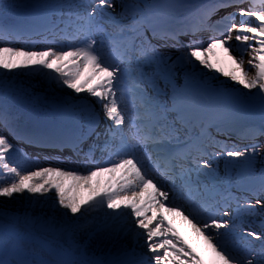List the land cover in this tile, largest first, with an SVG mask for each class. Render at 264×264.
<instances>
[{
  "label": "snow or ice",
  "instance_id": "6c2138e0",
  "mask_svg": "<svg viewBox=\"0 0 264 264\" xmlns=\"http://www.w3.org/2000/svg\"><path fill=\"white\" fill-rule=\"evenodd\" d=\"M0 45V197L24 208L0 207V264H205L176 217L212 264H264V0H0ZM44 85L73 95L23 124L8 94Z\"/></svg>",
  "mask_w": 264,
  "mask_h": 264
},
{
  "label": "bare ground",
  "instance_id": "6f19581e",
  "mask_svg": "<svg viewBox=\"0 0 264 264\" xmlns=\"http://www.w3.org/2000/svg\"><path fill=\"white\" fill-rule=\"evenodd\" d=\"M4 2L12 4L20 2V0H4ZM5 19L8 24H14L18 23L22 17L17 14V11L14 9H9L8 12L5 14ZM59 43H64L63 41H59ZM233 55H236V53H233ZM245 59V66H247V60L249 59L248 56L244 57ZM211 61L213 64H215L217 67L223 68L225 71H235L237 74H239V69L237 66L233 63L232 59L229 57V54L226 53L223 48L218 47L215 51L214 55H211ZM210 75V74H209ZM17 84H20L21 81H23V88L27 89L29 83H34L35 81L32 78H29L27 76H20L16 78ZM227 81V78L221 77L220 82L224 83ZM239 87V86H237ZM63 96L65 98H70L73 93H71L70 90L64 89L61 91L60 89H50L47 88L46 85L42 86L41 88L37 89H30L27 91H19L16 93L10 92L7 97V103H9L11 106L14 107L15 111L19 114L21 122L26 125H36L44 121L45 119L51 118L55 113L51 110L49 106V99L53 96ZM85 94H81V96H84ZM47 98V99H46ZM4 102V98L0 97V103ZM215 134V132H213ZM222 136V135H221ZM219 136V139H224L225 137L222 136L221 138ZM232 140H237V137L235 135L232 136ZM261 141L264 142V138H261ZM109 179H112V176L110 174H104L103 176L97 177L93 180V189H100L102 190L107 186V181ZM97 181L99 183L97 184ZM71 181L66 182V187L71 184ZM78 196H81L82 199H87L91 192L89 190L81 189L77 193ZM7 207L10 210L13 211H23V205L18 202V200H12L10 198H3L0 197V207ZM47 211V209H45ZM60 211H63L62 209ZM106 211L111 212L113 210L107 209ZM100 216H103V211ZM171 218V217H170ZM264 219V217H257L254 219L253 223L255 226H259L261 220ZM173 221L177 224L176 226L180 229L181 233H185V236L194 244L195 248L197 249V252H199L202 257L204 258L205 264H212L214 257L212 256L211 251H208L206 245H204L203 241H196L195 237L191 234V231L189 227L182 223L180 218L176 217L173 218ZM87 239V237L85 238ZM99 245L98 240H92L89 242V248L90 246H97ZM131 245V244H129ZM99 248H102L100 245ZM90 250H93L90 248Z\"/></svg>",
  "mask_w": 264,
  "mask_h": 264
},
{
  "label": "rangeland",
  "instance_id": "374dc122",
  "mask_svg": "<svg viewBox=\"0 0 264 264\" xmlns=\"http://www.w3.org/2000/svg\"><path fill=\"white\" fill-rule=\"evenodd\" d=\"M262 143H264L263 141H261ZM80 198H81V196H79ZM82 199V198H81ZM102 212V211H101ZM101 212H99V213H94L93 215H101L102 213ZM84 238H86V236L84 237ZM128 244H131V239L129 238L127 241H126ZM101 246L102 248H99L98 246ZM99 245L97 244V246H90V248H92L94 251H96L97 252V254H99L100 253V249H105L106 250V248H105V244L104 243H102V242H100L99 241ZM129 246H131V245H129ZM208 251H210V250H208ZM213 256V255H212Z\"/></svg>",
  "mask_w": 264,
  "mask_h": 264
}]
</instances>
